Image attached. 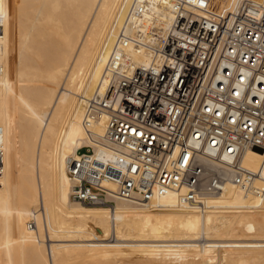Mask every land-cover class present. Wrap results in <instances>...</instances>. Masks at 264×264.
<instances>
[{
  "label": "bare ground",
  "instance_id": "1",
  "mask_svg": "<svg viewBox=\"0 0 264 264\" xmlns=\"http://www.w3.org/2000/svg\"><path fill=\"white\" fill-rule=\"evenodd\" d=\"M235 1L189 9L215 19ZM178 9V0H0V264H264V200L233 182L195 205L175 193L146 205L71 196L68 158L90 144L87 104L112 76L157 58ZM105 121L90 130L103 135ZM241 163L264 174L263 151Z\"/></svg>",
  "mask_w": 264,
  "mask_h": 264
},
{
  "label": "built area",
  "instance_id": "2",
  "mask_svg": "<svg viewBox=\"0 0 264 264\" xmlns=\"http://www.w3.org/2000/svg\"><path fill=\"white\" fill-rule=\"evenodd\" d=\"M178 2L157 58L112 76L87 104L90 144L68 158L73 199L146 205L175 193L195 205L230 181L264 200V174L241 163L248 150L264 152V0H236L215 19L189 9L207 11V0Z\"/></svg>",
  "mask_w": 264,
  "mask_h": 264
},
{
  "label": "rangeland",
  "instance_id": "3",
  "mask_svg": "<svg viewBox=\"0 0 264 264\" xmlns=\"http://www.w3.org/2000/svg\"><path fill=\"white\" fill-rule=\"evenodd\" d=\"M80 151H85V149H82V150H80Z\"/></svg>",
  "mask_w": 264,
  "mask_h": 264
},
{
  "label": "water",
  "instance_id": "4",
  "mask_svg": "<svg viewBox=\"0 0 264 264\" xmlns=\"http://www.w3.org/2000/svg\"><path fill=\"white\" fill-rule=\"evenodd\" d=\"M259 151L261 152L262 150H261V149H259Z\"/></svg>",
  "mask_w": 264,
  "mask_h": 264
}]
</instances>
